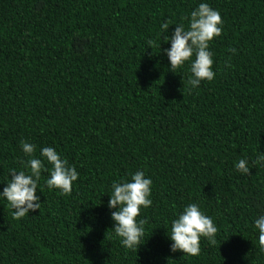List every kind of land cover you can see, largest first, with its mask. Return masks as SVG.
<instances>
[{
  "label": "trees",
  "instance_id": "obj_1",
  "mask_svg": "<svg viewBox=\"0 0 264 264\" xmlns=\"http://www.w3.org/2000/svg\"><path fill=\"white\" fill-rule=\"evenodd\" d=\"M200 2L0 0V191L24 170L21 141L79 173L70 194L49 190L45 161L41 207L21 219L0 199V264H264V167L234 168L264 152V0H206L223 20L215 78L192 89L159 30L187 27ZM137 170L153 184L136 252L114 235L106 192ZM189 203L218 229L196 256L171 252L167 235Z\"/></svg>",
  "mask_w": 264,
  "mask_h": 264
},
{
  "label": "clouds",
  "instance_id": "obj_2",
  "mask_svg": "<svg viewBox=\"0 0 264 264\" xmlns=\"http://www.w3.org/2000/svg\"><path fill=\"white\" fill-rule=\"evenodd\" d=\"M185 24H175L176 27L168 32L170 22L160 24L159 51H163L169 61V70L176 73L188 62L189 76L187 84L194 89L202 81H212L215 72L212 70L213 53L210 42L214 37L221 35L223 20L218 10L212 8L206 0L200 2L190 13ZM161 40L169 44L167 48H160ZM151 47V46H149ZM231 51H235L232 49ZM20 147L26 160L22 161L23 169L9 170L11 178L6 181L0 199L7 201L15 219H21L35 212L41 207L39 183L41 173L45 170V161L51 165L44 185L49 189H58L61 194H70L73 183L78 179L79 173L75 167L70 166L66 159L51 146L40 148V157L34 153L36 145L21 141ZM251 167H264V152H258L256 157L249 161L247 158L239 159L234 168L241 174L250 173ZM153 181L144 171L137 170L130 175V179L113 181L107 201L111 211L114 235L119 239L121 246L137 252L138 247L145 242V219H137L142 208L152 205L151 192ZM253 227L258 231V245L264 252V212L254 220ZM217 226L210 216L204 214L197 203L185 205L170 223V232H167L171 241L170 251H181L183 254L196 256L200 254V240L205 238L216 243ZM228 238V237H227ZM224 239V240H227ZM222 240V241H224ZM143 241V242H142Z\"/></svg>",
  "mask_w": 264,
  "mask_h": 264
}]
</instances>
